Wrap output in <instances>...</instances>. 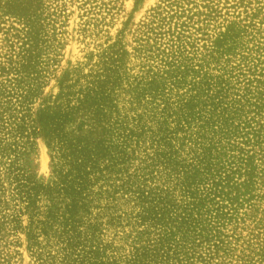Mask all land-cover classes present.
<instances>
[{"label":"rangeland","instance_id":"obj_1","mask_svg":"<svg viewBox=\"0 0 264 264\" xmlns=\"http://www.w3.org/2000/svg\"><path fill=\"white\" fill-rule=\"evenodd\" d=\"M0 264H264V0H0Z\"/></svg>","mask_w":264,"mask_h":264},{"label":"trees","instance_id":"obj_2","mask_svg":"<svg viewBox=\"0 0 264 264\" xmlns=\"http://www.w3.org/2000/svg\"><path fill=\"white\" fill-rule=\"evenodd\" d=\"M89 101L88 98L81 99L80 108L93 109V104L87 105ZM80 108L79 106H73L66 110L49 111L38 119L40 122L39 127L46 136L48 144L53 149L57 146L58 152H61V156L65 159L64 165L68 167V170L66 172L59 171V184L65 185L66 190L68 188L73 189L71 194L74 202H76L77 197L81 196L87 186V176L90 173L88 167L92 165L91 161L97 163L100 155H103V147L100 142L92 140L91 137H83L82 124L78 126L72 136H70L71 133L65 130V124L77 119L75 113ZM20 185L21 187L27 186L23 183ZM31 189L34 190L35 186L29 188V190ZM24 193L29 195L27 197L31 196L27 191H24Z\"/></svg>","mask_w":264,"mask_h":264}]
</instances>
